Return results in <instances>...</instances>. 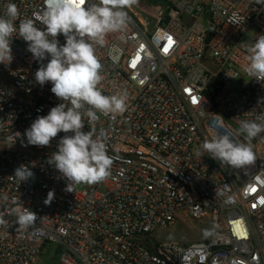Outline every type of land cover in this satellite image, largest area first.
I'll return each instance as SVG.
<instances>
[{"label":"built area","instance_id":"obj_1","mask_svg":"<svg viewBox=\"0 0 264 264\" xmlns=\"http://www.w3.org/2000/svg\"><path fill=\"white\" fill-rule=\"evenodd\" d=\"M8 3L17 5L18 27L44 0H0V16ZM125 11L127 28L97 49L103 94L128 95L123 113H98L94 125L108 133L113 158L102 182L66 191L48 162L63 132L49 147L23 146L26 129L60 101L50 82H35L41 62L23 38L12 40V63L0 64V264H35L43 253L56 264H264V132L247 141L239 131L241 121L264 117V82L243 71V45L264 34V0H156ZM225 133L250 144L252 165L221 167L203 152L205 140ZM21 165L34 176L20 183ZM13 200L36 214L25 229ZM179 220L204 236L160 241L158 232Z\"/></svg>","mask_w":264,"mask_h":264},{"label":"clouds","instance_id":"obj_2","mask_svg":"<svg viewBox=\"0 0 264 264\" xmlns=\"http://www.w3.org/2000/svg\"><path fill=\"white\" fill-rule=\"evenodd\" d=\"M136 2L44 0L43 7L32 18L19 19L18 27L16 21L20 13L15 3H8L5 14L0 16V64L7 67L12 63V40L14 37L23 38L33 59L41 62L34 74L35 82L40 86L50 82L51 92L60 101L26 129L23 136L27 143L23 146L49 147L59 133H65L48 162L68 181L66 191H74L75 185L102 182L111 174L113 158L107 151L108 133L103 128L97 131L94 125L100 115L123 113L128 95L127 92L103 94L99 87L103 65L97 49L105 45L109 34L127 28L130 18L125 9ZM37 22L43 27H37ZM232 22L236 23L235 19ZM59 35L64 36V44H60ZM243 47L247 61L243 71L252 79L264 82V34ZM45 59L48 60L46 64L42 63ZM258 119L261 122H240L239 131L245 140L250 141L264 132V117ZM85 124L88 131H84ZM17 133V137H8L11 145L21 137ZM200 147L221 167L240 169L252 165L256 159L249 143L237 142L227 133L205 140ZM14 176L21 183L34 173L26 165H21ZM54 196V190H50L44 203L50 204ZM3 199L7 201L8 197ZM12 203L15 206L11 213L16 216V225L20 229L27 228L36 214L16 200ZM5 224L0 215V226Z\"/></svg>","mask_w":264,"mask_h":264},{"label":"rangeland","instance_id":"obj_3","mask_svg":"<svg viewBox=\"0 0 264 264\" xmlns=\"http://www.w3.org/2000/svg\"><path fill=\"white\" fill-rule=\"evenodd\" d=\"M138 3L152 2V0H137ZM0 81L6 83V78L0 68ZM247 81L243 80L242 85H246ZM86 184L77 185V190H82ZM204 232L197 225L189 220H179L174 225L170 226L168 229H164L158 232L157 237L160 241H176L181 244H186L191 241H195L202 238ZM35 264H56L55 259L50 254L43 253L40 256V260Z\"/></svg>","mask_w":264,"mask_h":264},{"label":"trees","instance_id":"obj_4","mask_svg":"<svg viewBox=\"0 0 264 264\" xmlns=\"http://www.w3.org/2000/svg\"><path fill=\"white\" fill-rule=\"evenodd\" d=\"M152 2H156V0H152Z\"/></svg>","mask_w":264,"mask_h":264}]
</instances>
